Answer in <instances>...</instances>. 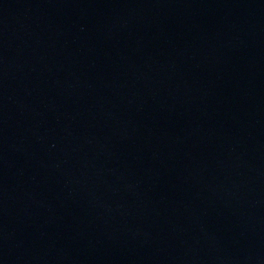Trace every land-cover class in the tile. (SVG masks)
<instances>
[{
    "label": "water",
    "instance_id": "obj_1",
    "mask_svg": "<svg viewBox=\"0 0 264 264\" xmlns=\"http://www.w3.org/2000/svg\"><path fill=\"white\" fill-rule=\"evenodd\" d=\"M0 264H264V0H0Z\"/></svg>",
    "mask_w": 264,
    "mask_h": 264
}]
</instances>
